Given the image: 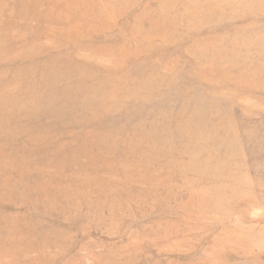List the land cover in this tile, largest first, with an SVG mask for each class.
<instances>
[{
    "label": "rangeland",
    "instance_id": "obj_1",
    "mask_svg": "<svg viewBox=\"0 0 264 264\" xmlns=\"http://www.w3.org/2000/svg\"><path fill=\"white\" fill-rule=\"evenodd\" d=\"M0 264H264V0H0Z\"/></svg>",
    "mask_w": 264,
    "mask_h": 264
}]
</instances>
